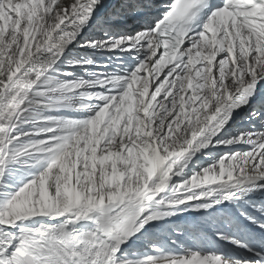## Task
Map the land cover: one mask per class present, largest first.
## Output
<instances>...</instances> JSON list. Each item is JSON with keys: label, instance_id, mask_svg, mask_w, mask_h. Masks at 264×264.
Returning a JSON list of instances; mask_svg holds the SVG:
<instances>
[{"label": "snow or ice", "instance_id": "snow-or-ice-1", "mask_svg": "<svg viewBox=\"0 0 264 264\" xmlns=\"http://www.w3.org/2000/svg\"><path fill=\"white\" fill-rule=\"evenodd\" d=\"M0 264H264V0H0Z\"/></svg>", "mask_w": 264, "mask_h": 264}]
</instances>
